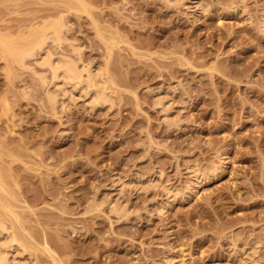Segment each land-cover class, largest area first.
<instances>
[{
  "label": "rangeland",
  "instance_id": "1",
  "mask_svg": "<svg viewBox=\"0 0 264 264\" xmlns=\"http://www.w3.org/2000/svg\"><path fill=\"white\" fill-rule=\"evenodd\" d=\"M46 26L108 102L0 48L9 264H264V0H0Z\"/></svg>",
  "mask_w": 264,
  "mask_h": 264
},
{
  "label": "bare ground",
  "instance_id": "2",
  "mask_svg": "<svg viewBox=\"0 0 264 264\" xmlns=\"http://www.w3.org/2000/svg\"><path fill=\"white\" fill-rule=\"evenodd\" d=\"M58 40H60L59 30L54 26H46L38 30H35L33 33H31L26 37H22L17 40L0 38V48L3 54L13 57L14 61L22 66H26L28 64V60L33 58L35 59V62L38 65H42V66L44 65L45 67L47 66L49 72L52 75L51 82L54 83L55 86H57L58 88L59 86H61V89L60 88L59 89L62 90V92L64 91L63 95L66 93V91L69 90L70 86H71L70 89L76 87L77 90L78 89L80 90L81 84L85 83L86 89H85V85H83L82 87L84 88H81V90L84 89L86 90V93L90 95V99L92 100V102L94 101L95 103L106 100L105 98L107 93L104 92L105 90L103 89L105 88L104 85L105 82H103L102 79V74H101L102 70L97 72L93 71V68H91V64L90 65L88 64L87 66L83 65L84 67L81 68L79 67V60L78 62H76L74 59L68 56L65 55L57 56L58 54L57 52H56L57 54L56 53L54 54L53 52H51L50 49H49L50 51L47 50L46 46L49 42H50L49 44L51 43L54 44V42ZM55 44H57V42ZM74 44H72L73 46L71 45L73 47V50L80 53L79 50L80 45L78 47V44L76 43ZM84 72H86V75L84 74ZM98 72H100V74ZM41 80L44 83H46L47 81L45 76H42ZM47 90L50 91V89ZM47 93L49 99L54 100L55 97L51 95L49 92ZM107 102L104 101V103ZM191 169L193 170L194 168L192 167L190 168V170ZM160 175L161 174H159V176ZM159 176L157 182L162 184L163 180ZM165 188L167 192L172 191V188H170L166 184H165ZM0 229H1L0 230V264H9L10 263L9 254H13L15 251H18L15 250L13 252V249H17L19 247L18 245H22V244L18 241L15 233L9 232L10 227L4 225L1 221H0Z\"/></svg>",
  "mask_w": 264,
  "mask_h": 264
}]
</instances>
